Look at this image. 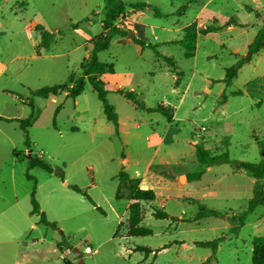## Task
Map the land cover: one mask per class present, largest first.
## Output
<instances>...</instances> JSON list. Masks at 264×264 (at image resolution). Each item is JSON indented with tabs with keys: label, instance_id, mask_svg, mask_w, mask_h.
I'll return each instance as SVG.
<instances>
[{
	"label": "rangeland",
	"instance_id": "rangeland-1",
	"mask_svg": "<svg viewBox=\"0 0 264 264\" xmlns=\"http://www.w3.org/2000/svg\"><path fill=\"white\" fill-rule=\"evenodd\" d=\"M118 2L122 9L111 25L133 31L157 52L128 35H114L97 53L114 69L105 87L118 117L116 133L88 80L75 98L66 91L48 97L31 91L70 85L81 75L88 40L102 31ZM135 2L155 6L162 15L143 7L134 16ZM230 17L238 24L197 35L192 57L174 42L191 22L201 29ZM261 17L264 0H0V264H78L72 247L85 264H251L252 239L264 235V204L245 215L236 233L229 217L247 207L254 177L231 163H199L195 146L254 163L263 157L264 46L228 85L224 81L226 69L246 53ZM36 24L53 33L48 48L39 51ZM161 55L170 56L174 66ZM117 85L133 90L146 106L164 104L171 120L135 107L114 90ZM31 112L25 134L19 121ZM28 149L52 173L30 166ZM120 169L130 185L136 180L154 190V200L140 202V224L149 234L127 235L130 186L120 184L115 198ZM192 172L200 177L186 181L184 174ZM33 190L56 227L30 212ZM200 204L220 214L196 217ZM156 209L168 216L154 217ZM220 236L214 253L195 243ZM61 241L72 247H58Z\"/></svg>",
	"mask_w": 264,
	"mask_h": 264
},
{
	"label": "trees",
	"instance_id": "trees-1",
	"mask_svg": "<svg viewBox=\"0 0 264 264\" xmlns=\"http://www.w3.org/2000/svg\"><path fill=\"white\" fill-rule=\"evenodd\" d=\"M133 8L141 9L143 7H151L156 16L162 15L157 7L151 6L145 2H135L130 5ZM122 9L121 2H118L113 9L109 12L107 20L103 22L102 31L93 36L88 40L90 43L88 55L83 58L80 64L81 75L75 78L74 80H70V85L66 83H58L49 86H44L38 88L36 90L31 91V94L36 96L48 97L50 94H57L61 91H66L67 96L72 98L79 95L83 89L86 80L91 83L92 89L96 92L98 99L101 102L103 112L107 120L111 121L115 127V132H118V117L113 105H111L107 98V89L105 87V82L100 78V75L103 74H113L114 69L113 65L110 62L101 61L97 57V53L101 50H105L108 48L110 40L114 35H127L129 29H119L118 27L111 25V21L115 18L116 14L120 12ZM238 22L235 18L230 17L226 21L220 24H208L205 27L198 29L195 22H191L188 25L184 26L182 31V36L180 39L174 41L175 43L180 44L184 51L183 55L186 58L192 57L196 48V40L197 35L206 34L211 31H217L224 26L237 25ZM34 29L38 31L39 34V42L36 45V49L39 51L40 48H48L50 42L53 39V33L48 31L42 24H36ZM135 43H138L141 48L150 47L156 51V45H152L144 39L133 38ZM264 46V18H261V25L253 37L252 41L248 44L246 53L240 57L234 64L229 66L226 69L225 74V83L228 85L230 81L237 75L238 69L247 61H249L253 54H255L260 48ZM157 52V51H156ZM160 54V53H158ZM171 66H174L173 59L170 56L161 55ZM177 81H175L176 83ZM116 92L122 93L126 99L130 100L135 107L144 109L148 112L150 111H159L163 113L166 118L171 120V113L167 106L164 104H159L155 107L146 106L137 96V94L133 90H124L121 87L114 88ZM28 104L32 107V102L28 101ZM60 106H57L55 109V113L58 111ZM33 119V112L24 119L19 121L21 129L26 134L27 126L30 125ZM25 145L27 148L30 147V143L28 138L25 139ZM263 150V148H262ZM195 156L199 163L205 165H212L218 163H231L234 164L236 169H243L249 172L254 177V188L253 195L248 199L247 207L239 212L237 215H233L229 217V219L233 222V226L231 227L232 232H237L239 227L243 224L245 215L248 212H251L256 206L264 204V153L263 157L258 162H248L236 159H230L228 157L227 152H222L220 154L211 155L209 150L205 148L202 144H197L195 146ZM30 166H39L43 168L45 171L52 173V168L50 165L41 159L39 156H32L29 160ZM58 175L63 179L62 172L56 171ZM186 181H191L198 179L200 177V172H192L184 174ZM118 185L115 191V198H118L120 184H128L129 187V195L130 202L126 206V210L128 211L127 215V235L129 236H138V235H146L151 233L150 228L145 227L140 224L141 221V210H140V202L143 200L151 201L155 198L154 190L151 188H142L138 186L136 180L133 181L130 185V178L126 171L120 169L117 173ZM69 187L75 192L82 193L94 206L96 209H102L95 205L90 196L82 190L79 186L75 184H69ZM31 213H36L39 215V222L44 225L56 227L55 222H50L46 219L43 211L40 210L39 204L34 197V190L31 193ZM198 212L196 213V217H202L207 215H219L220 213L213 208H207L203 204H200ZM153 216L156 218H165L168 216L167 212L162 209H156L153 212ZM114 232L116 234L119 225ZM222 236L213 238L210 240H197L195 243L202 247H210L212 253H214L217 249V244ZM58 247H69V244H66L64 241L57 243ZM135 249L143 250L146 252H150L151 249L146 246H136ZM208 259H206L207 261ZM202 264V263H201ZM251 264H264V235L254 236L252 239V249H251Z\"/></svg>",
	"mask_w": 264,
	"mask_h": 264
},
{
	"label": "water",
	"instance_id": "water-1",
	"mask_svg": "<svg viewBox=\"0 0 264 264\" xmlns=\"http://www.w3.org/2000/svg\"><path fill=\"white\" fill-rule=\"evenodd\" d=\"M127 35L131 38L136 37L135 33L131 30H128ZM30 155H31V149H28V157H30ZM71 252L76 257L78 264H85L83 259H82L81 253L79 252V250L76 247H72Z\"/></svg>",
	"mask_w": 264,
	"mask_h": 264
},
{
	"label": "crops",
	"instance_id": "crops-1",
	"mask_svg": "<svg viewBox=\"0 0 264 264\" xmlns=\"http://www.w3.org/2000/svg\"><path fill=\"white\" fill-rule=\"evenodd\" d=\"M130 8H132V7H130ZM140 12H142V10L141 9H136L135 10V13H133L132 15H136V14H138V13H140ZM261 18H263V17H261ZM231 26V25H230ZM230 26H227V27H230ZM140 34L141 35H143V31H140ZM197 41V40H196ZM88 54V53H87ZM87 56V55H86ZM106 76H110V77H113L114 76V73L113 74H103V75H100V78L105 82V77ZM116 87H119L118 85L116 86ZM75 98V97H74ZM209 166V165H208ZM234 168V170H239V171H243V169H236L235 167H233ZM254 181V180H253Z\"/></svg>",
	"mask_w": 264,
	"mask_h": 264
}]
</instances>
